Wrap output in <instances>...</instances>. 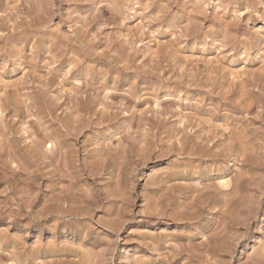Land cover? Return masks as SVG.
Wrapping results in <instances>:
<instances>
[{
  "label": "rangeland",
  "instance_id": "rangeland-1",
  "mask_svg": "<svg viewBox=\"0 0 264 264\" xmlns=\"http://www.w3.org/2000/svg\"><path fill=\"white\" fill-rule=\"evenodd\" d=\"M0 264H264V0H0Z\"/></svg>",
  "mask_w": 264,
  "mask_h": 264
}]
</instances>
